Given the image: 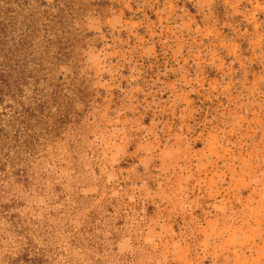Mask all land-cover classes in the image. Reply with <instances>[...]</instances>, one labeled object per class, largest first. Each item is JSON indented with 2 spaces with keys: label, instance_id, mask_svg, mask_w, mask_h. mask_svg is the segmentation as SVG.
I'll return each instance as SVG.
<instances>
[{
  "label": "rangeland",
  "instance_id": "374dc122",
  "mask_svg": "<svg viewBox=\"0 0 264 264\" xmlns=\"http://www.w3.org/2000/svg\"><path fill=\"white\" fill-rule=\"evenodd\" d=\"M0 264H264V0H0Z\"/></svg>",
  "mask_w": 264,
  "mask_h": 264
},
{
  "label": "trees",
  "instance_id": "16d2710c",
  "mask_svg": "<svg viewBox=\"0 0 264 264\" xmlns=\"http://www.w3.org/2000/svg\"><path fill=\"white\" fill-rule=\"evenodd\" d=\"M27 252H28V250H26L25 252H23V253L20 255V256H21L20 258H22V259H23V258H24V259H28V258H27ZM39 260H41V259H39ZM23 261L25 262L26 260H23Z\"/></svg>",
  "mask_w": 264,
  "mask_h": 264
}]
</instances>
